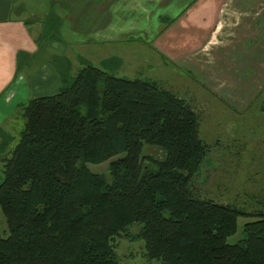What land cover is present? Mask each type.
<instances>
[{
    "label": "trees",
    "instance_id": "16d2710c",
    "mask_svg": "<svg viewBox=\"0 0 264 264\" xmlns=\"http://www.w3.org/2000/svg\"><path fill=\"white\" fill-rule=\"evenodd\" d=\"M61 82L17 106L23 126L2 158L0 264H119L122 236L160 264H264V212L194 191L207 146L193 106L93 65ZM105 161L107 174L87 166ZM240 216L254 220L230 243Z\"/></svg>",
    "mask_w": 264,
    "mask_h": 264
},
{
    "label": "crops",
    "instance_id": "0c3cea01",
    "mask_svg": "<svg viewBox=\"0 0 264 264\" xmlns=\"http://www.w3.org/2000/svg\"><path fill=\"white\" fill-rule=\"evenodd\" d=\"M70 4L64 15L66 26L59 31L65 29V37L75 46L88 43L90 58L99 59L105 68L121 65L142 72L147 75L144 79L174 93L175 87L198 85L230 106H247L264 87V0H73ZM25 9L18 0H0L4 106L18 89L22 100L34 98L39 90L57 89L63 76L71 68L77 71L85 60L78 53L68 54V47L60 44L58 66L44 58L38 61L39 44H34L29 30L35 25L20 17L19 11ZM131 41L139 46L136 65ZM124 42L131 53L120 46ZM117 50L122 51V60L114 53ZM5 117L1 110L0 131Z\"/></svg>",
    "mask_w": 264,
    "mask_h": 264
},
{
    "label": "rangeland",
    "instance_id": "374dc122",
    "mask_svg": "<svg viewBox=\"0 0 264 264\" xmlns=\"http://www.w3.org/2000/svg\"><path fill=\"white\" fill-rule=\"evenodd\" d=\"M71 1L73 0H18L21 6L26 7L25 10L19 11L22 14L20 17H23V20L27 17V20H30L28 22L35 25H29V30L34 36V44H39L36 59L40 61L44 58L47 63L58 66L59 58L56 53L59 51V45L64 44L69 49L68 54L78 53L84 56V64L81 66L91 64L120 77L147 78L142 72L122 68L119 64L122 62L121 50L114 51L121 59L117 63L120 66L108 69L110 66L106 65L108 68H105L99 63V59L96 61L90 58L91 47L88 43H76L78 48L67 35L65 37V29L59 31L61 27L66 26L64 15L70 8ZM60 16L63 17L59 18ZM127 45L125 42L123 45L120 44L131 53L132 49ZM129 45L136 47L134 49L136 59L133 61L136 65L139 60V46L132 41ZM75 72L76 69L71 68L70 73L65 76L70 78L69 76ZM58 88L49 91L39 90L34 97L54 94ZM20 92L18 89L16 97L5 105L6 108L0 104V112L2 110L6 115L0 131V180L3 176L2 158L10 155L23 126V117L17 106L28 98L22 100ZM175 93L178 96L181 94L182 98L184 96L197 112L199 137L207 146V154L191 182L197 196L212 198L219 203H231L249 212H264V87L255 94L247 106L226 105L212 92L198 85L194 87L189 85V88L175 87ZM2 137L6 139L1 147ZM143 153L157 159L163 157V151L153 146H145ZM107 163V161L89 163L87 166L92 172L107 174ZM252 220L254 218L238 217L237 231L228 237L227 241L234 243L242 238L243 224ZM3 228L5 223L1 215V229ZM138 228L132 225L128 231L134 234ZM113 243L116 246L119 264H160L158 260L145 257L142 240L133 241L122 236L115 238Z\"/></svg>",
    "mask_w": 264,
    "mask_h": 264
}]
</instances>
